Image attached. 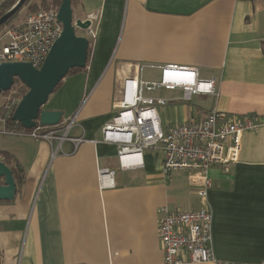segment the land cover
<instances>
[{
	"label": "crops",
	"instance_id": "1",
	"mask_svg": "<svg viewBox=\"0 0 264 264\" xmlns=\"http://www.w3.org/2000/svg\"><path fill=\"white\" fill-rule=\"evenodd\" d=\"M77 8V19L97 16L90 61L62 81L45 109L63 112L61 127L73 123L70 137L85 142L74 151L65 141L53 157L45 140L3 138L0 159L11 169L19 165L23 179L14 200L0 201V263L164 264L159 208L198 210L203 201L188 172L164 174L161 149L145 151L143 166L121 169L119 146L104 140L103 129L118 113L125 79L159 82L160 68L169 65L214 79L219 96H197L200 105H193L182 89L147 92L168 100L156 105L164 129L198 122L213 109L264 121V3L80 0ZM99 170L114 171L112 186L101 189ZM209 177L215 258L264 262V124L244 133L230 173L213 166Z\"/></svg>",
	"mask_w": 264,
	"mask_h": 264
},
{
	"label": "built area",
	"instance_id": "2",
	"mask_svg": "<svg viewBox=\"0 0 264 264\" xmlns=\"http://www.w3.org/2000/svg\"><path fill=\"white\" fill-rule=\"evenodd\" d=\"M58 12L59 7H52L31 13L2 29L0 64L21 62L41 68L63 32ZM89 20L92 24L86 37L95 42L97 16L91 15ZM160 69L159 82H145L141 77L125 79L122 100L116 105L118 113L103 129L104 140L119 146L121 169L141 167L145 151L161 149L164 174L172 176L176 172H188L190 186L203 201L198 210L172 212L167 206L159 208L157 223L164 264H236L217 260L213 253V214L207 205L213 187L209 172L213 166H220L224 172L230 173L239 162L244 133L258 131L264 121L257 115L231 118L213 109L198 122L166 130L156 105L166 106L168 100L148 98L147 92L160 88L182 89L185 101L198 95L218 97L219 94L215 80L201 81L196 68L169 65ZM20 100L16 88L0 93V136L21 135L45 140L54 146L53 157L62 151L65 141L74 143V151L85 142L83 137H70L73 123L65 127H59L61 124L55 127L38 125L21 132L8 129L7 120L12 118ZM114 174V171L99 170L101 189L112 186Z\"/></svg>",
	"mask_w": 264,
	"mask_h": 264
},
{
	"label": "water",
	"instance_id": "3",
	"mask_svg": "<svg viewBox=\"0 0 264 264\" xmlns=\"http://www.w3.org/2000/svg\"><path fill=\"white\" fill-rule=\"evenodd\" d=\"M26 1L18 0L0 17V28L23 8ZM60 1L58 17L63 32L41 68L21 62L0 64V93L9 92L17 80L28 89L12 116V121L19 123L25 130H32L38 125L54 127L61 124L63 112L47 110L45 106L70 70L84 69L87 65L90 41L86 36H79L77 29L87 31L92 22L89 19L76 20L72 1ZM17 191L13 170L0 159V201L14 200Z\"/></svg>",
	"mask_w": 264,
	"mask_h": 264
},
{
	"label": "trees",
	"instance_id": "4",
	"mask_svg": "<svg viewBox=\"0 0 264 264\" xmlns=\"http://www.w3.org/2000/svg\"><path fill=\"white\" fill-rule=\"evenodd\" d=\"M48 1H50V0H42V6L43 7H46V5H47V2ZM56 2V4L58 5V7H60L61 6V1L60 0H53V2ZM72 1V7H73V10H74V16L76 15V14H78L77 12H76V6L78 7V5H79V1L80 0H71ZM250 1H252V2H255V1H257V0H250ZM263 3H264V0H261ZM18 1L17 0H7L6 2H4L2 5H1V8H0V17L1 16H3L5 13H7L16 3H17ZM27 2H29V0H27L26 1V3L24 4V5H26L27 4ZM24 7V6H23ZM10 21V20H9ZM8 21V22H9ZM7 22V23H8ZM6 23V24H7ZM5 24V25H6ZM3 27V26H2ZM1 27V28H2ZM0 28V29H1ZM93 48H94V42L93 41H90V43H89V52H88V61H87V65H88V63H89V61H90V56H91V54H92V51H93ZM87 65H86V67H87ZM85 67V68H86ZM84 68V69H85ZM84 69H80V68H75V69H72V70H70V72L68 73V75H67V77L69 76V75H72V74H74V73H76V72H79V71H82V70H84ZM14 88H16V89H18L19 90V95H20V97L22 98L27 92H28V89L23 85V84H21L20 83V81L18 82V80L16 81V83H15V86H14ZM58 89V88H57ZM56 89V90H57ZM0 116H2V113L0 112ZM7 127H8V129H11V130H14V131H17V132H21V131H30V130H25L19 123H17V122H13L12 121V118H9L8 120H7ZM55 127V126H54ZM59 127H61V126H59ZM2 155H3V157H4V159H5V161L7 162V163H10L11 164V161H12V159H13V156H11L10 154H8V153H2ZM12 170H13V175H14V177H15V180H16V183L18 182V183H20L21 181H22V179H23V172H22V168L21 167H19V165H14L13 166V168H12ZM1 264V263H0Z\"/></svg>",
	"mask_w": 264,
	"mask_h": 264
},
{
	"label": "rangeland",
	"instance_id": "5",
	"mask_svg": "<svg viewBox=\"0 0 264 264\" xmlns=\"http://www.w3.org/2000/svg\"><path fill=\"white\" fill-rule=\"evenodd\" d=\"M18 1V0H17ZM52 7H58V5L56 4V2L54 1L53 2V0H50V1H48L47 2V5H46V7H43L42 6V0H29V2H27V4L26 5H24V7L12 18V19H10V21L6 24V25H4L1 29H0V31H2V29H4L6 26H10L11 24H13V23H15V22H17V21H20V20H22V19H24V17L25 16H27L28 14H31V13H35V12H38V11H41V10H48V9H50V8H52ZM76 9H77V11H78V8H77V6H76ZM78 13V12H77ZM78 15H79V13H78ZM75 19L77 20V17L75 16ZM83 30H81V29H77V34H83ZM152 72V71H151ZM150 71H147L146 72V75L147 76H151L152 75V73H151ZM157 77V79L155 80V81H160L161 80V72H160V74H159V76H156ZM202 77V76H201ZM200 80L201 81H208V80H210V79H204L203 77L202 78H200ZM18 82H19V80H18ZM21 83V82H20ZM22 84V83H21ZM26 87V86H25ZM13 89H14V87H13ZM147 95H151V94H147ZM198 96H201V95H198ZM196 97L197 96H194L192 99H193V101L191 102L193 105H200L199 103V101H198V99H196ZM5 137H8V136H0V143L1 142H3V138H5Z\"/></svg>",
	"mask_w": 264,
	"mask_h": 264
},
{
	"label": "bare ground",
	"instance_id": "6",
	"mask_svg": "<svg viewBox=\"0 0 264 264\" xmlns=\"http://www.w3.org/2000/svg\"><path fill=\"white\" fill-rule=\"evenodd\" d=\"M201 88H203V86H200Z\"/></svg>",
	"mask_w": 264,
	"mask_h": 264
}]
</instances>
